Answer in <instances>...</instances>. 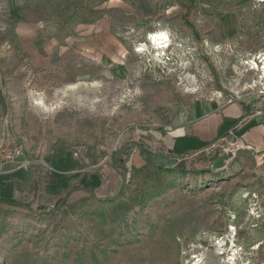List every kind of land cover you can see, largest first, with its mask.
Listing matches in <instances>:
<instances>
[{
  "label": "rangeland",
  "instance_id": "obj_1",
  "mask_svg": "<svg viewBox=\"0 0 264 264\" xmlns=\"http://www.w3.org/2000/svg\"><path fill=\"white\" fill-rule=\"evenodd\" d=\"M258 56L264 0H0V150L21 151L0 157V264H264V152L147 162L203 115L264 108Z\"/></svg>",
  "mask_w": 264,
  "mask_h": 264
},
{
  "label": "crops",
  "instance_id": "obj_2",
  "mask_svg": "<svg viewBox=\"0 0 264 264\" xmlns=\"http://www.w3.org/2000/svg\"><path fill=\"white\" fill-rule=\"evenodd\" d=\"M227 137L220 147L228 148L227 142L230 145L236 142L238 148L234 158L238 156L242 159L243 155L239 151L246 146L256 153L264 152V108L251 109L247 103H233L220 111L203 115L184 128L182 133L175 135L159 154H193Z\"/></svg>",
  "mask_w": 264,
  "mask_h": 264
},
{
  "label": "water",
  "instance_id": "obj_3",
  "mask_svg": "<svg viewBox=\"0 0 264 264\" xmlns=\"http://www.w3.org/2000/svg\"><path fill=\"white\" fill-rule=\"evenodd\" d=\"M207 149L195 153H186L184 155L163 153L147 157V162L153 167L166 170H189L190 166L187 162L193 157L205 152ZM231 161V153L225 152L218 155L217 159L207 167L208 172H214L226 168Z\"/></svg>",
  "mask_w": 264,
  "mask_h": 264
},
{
  "label": "trees",
  "instance_id": "obj_4",
  "mask_svg": "<svg viewBox=\"0 0 264 264\" xmlns=\"http://www.w3.org/2000/svg\"><path fill=\"white\" fill-rule=\"evenodd\" d=\"M217 157H218V155L217 154H214L212 157H210L209 158V160H208V162H207V164H208V166L211 164V163H213L216 159H217ZM193 159V158H192ZM192 159H190L188 162H187V164L190 166V169H189V171H191V172H196V173H198V174H206V173H209L208 171H207V167L208 166H205L204 168H201V169H198V170H196L195 169V166H196V163L194 162V163H191V160ZM195 165V166H194ZM160 169V168H159ZM161 171H166V172H174L175 170H166V169H160ZM182 171H187V170H182ZM105 201H109V198H106V199H104ZM0 203H3V204H8V205H11V206H19V203H17V202H15L14 200H12V199H4V198H0ZM53 212V210L52 211H50V213H52Z\"/></svg>",
  "mask_w": 264,
  "mask_h": 264
},
{
  "label": "bare ground",
  "instance_id": "obj_5",
  "mask_svg": "<svg viewBox=\"0 0 264 264\" xmlns=\"http://www.w3.org/2000/svg\"><path fill=\"white\" fill-rule=\"evenodd\" d=\"M160 34H164L163 36H161ZM155 36L156 39L153 40L151 39V37ZM167 37V34L164 32H156V33H152L149 37V40L153 43V45H155L157 48L161 49L163 48L165 45H167L168 43V37L167 39H165L164 37ZM140 51H144L143 46L140 49ZM256 60H261L260 66H262L261 68L257 66V64L254 62ZM254 61L252 62V64L254 65V67L259 68V70L261 71L262 75L264 76V56H258L257 58L254 59ZM218 244V243H217Z\"/></svg>",
  "mask_w": 264,
  "mask_h": 264
},
{
  "label": "built area",
  "instance_id": "obj_6",
  "mask_svg": "<svg viewBox=\"0 0 264 264\" xmlns=\"http://www.w3.org/2000/svg\"><path fill=\"white\" fill-rule=\"evenodd\" d=\"M231 146L236 148L234 150L237 151L238 144H236V142L232 143ZM224 149L226 152L229 151L231 153V160H232L235 156L236 151H234L233 149H229V148H224ZM246 149H250V148L248 146H246ZM20 155H21V151L17 150V149L4 148V149L0 150V157H3V158L13 159V158L19 157Z\"/></svg>",
  "mask_w": 264,
  "mask_h": 264
},
{
  "label": "snow or ice",
  "instance_id": "obj_7",
  "mask_svg": "<svg viewBox=\"0 0 264 264\" xmlns=\"http://www.w3.org/2000/svg\"><path fill=\"white\" fill-rule=\"evenodd\" d=\"M161 36H163L164 34H160ZM165 39H167V37L165 36L164 37ZM151 39H153V40H155L156 39V37L155 36H153V37H151Z\"/></svg>",
  "mask_w": 264,
  "mask_h": 264
}]
</instances>
